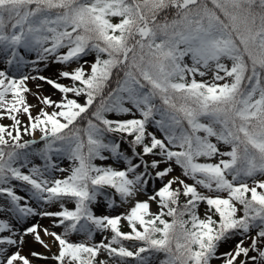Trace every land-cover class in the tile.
Instances as JSON below:
<instances>
[{"label": "snow or ice", "instance_id": "obj_1", "mask_svg": "<svg viewBox=\"0 0 264 264\" xmlns=\"http://www.w3.org/2000/svg\"><path fill=\"white\" fill-rule=\"evenodd\" d=\"M5 117L0 264H264V0H0Z\"/></svg>", "mask_w": 264, "mask_h": 264}, {"label": "rangeland", "instance_id": "obj_2", "mask_svg": "<svg viewBox=\"0 0 264 264\" xmlns=\"http://www.w3.org/2000/svg\"><path fill=\"white\" fill-rule=\"evenodd\" d=\"M54 70H55V69L53 68L52 71H44L43 74L48 75V76H51V75L53 74V71H54ZM16 75H17V77H18V76H19V73H16ZM37 84H40V85H41V81H29V82H28V86H29V87H32V88H34L35 90L38 91V90H40V88H39V89L37 88ZM45 87H46V92H48L49 95H52L53 90L50 88V86H48L47 84H45ZM9 98H10V97H9ZM53 98L55 99V98H57V97H56V96H53ZM29 104L35 106L34 104H38V103L35 102V103H29ZM37 110H38V109H36V107L33 108V115L36 114ZM22 122H26V117H22ZM0 124H3V125H9V126H10V125L12 124V121L9 120V119H7V118L5 117L4 119H0ZM24 139H31V137H29V136H25ZM37 162H38V163H41L40 161H37ZM60 164H61V167H67V166H68V162H67V161L60 162ZM25 171H26V170H25ZM59 175H60V174L57 173V176H59ZM18 194H20V195H24V192H23L22 190H18ZM121 210H122V209H121ZM41 222H42L43 224H45V225L48 224V221H47V220H43V221H41ZM97 239H99V237H97ZM34 247H36V246L30 243L29 246L26 247V248L24 249V252H23L22 254H24V255H28L29 250H30L31 248H34ZM38 250H42V249H38ZM52 251L55 252L56 249L53 248Z\"/></svg>", "mask_w": 264, "mask_h": 264}, {"label": "bare ground", "instance_id": "obj_3", "mask_svg": "<svg viewBox=\"0 0 264 264\" xmlns=\"http://www.w3.org/2000/svg\"><path fill=\"white\" fill-rule=\"evenodd\" d=\"M41 85H42V87L38 91L35 90L32 87H29V86L28 87L31 89V93H37V92H39L41 95H49V93L46 92L45 83L41 81ZM31 93H26L25 94L26 95V98H27V102L28 103H35V102L38 103L36 96L32 95ZM34 105L36 106L37 104H34Z\"/></svg>", "mask_w": 264, "mask_h": 264}]
</instances>
